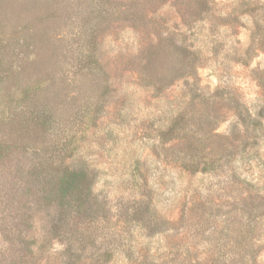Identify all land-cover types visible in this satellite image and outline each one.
Segmentation results:
<instances>
[{
	"label": "rangeland",
	"instance_id": "rangeland-1",
	"mask_svg": "<svg viewBox=\"0 0 264 264\" xmlns=\"http://www.w3.org/2000/svg\"><path fill=\"white\" fill-rule=\"evenodd\" d=\"M238 100L264 102V0H0V264H252L250 213L264 264Z\"/></svg>",
	"mask_w": 264,
	"mask_h": 264
},
{
	"label": "trees",
	"instance_id": "trees-1",
	"mask_svg": "<svg viewBox=\"0 0 264 264\" xmlns=\"http://www.w3.org/2000/svg\"><path fill=\"white\" fill-rule=\"evenodd\" d=\"M214 2L215 0H211V3H214ZM238 108H239V117L242 118L243 123H246V122L248 123V128L251 129V132L255 133L254 137H257L258 133L264 132V102L257 106V110L256 109L251 110L247 108V106L244 103L238 100ZM190 164L192 165L191 171L195 174L199 172L201 173L208 172L207 169H200V164L193 159L192 161H190ZM203 164L207 165L206 163H203ZM84 182H85V173L83 171H69L68 170L67 175H65V177H63V179L61 180L60 190H61L62 196L63 197L67 196L70 193H76L77 195H81L84 192H88L90 194L94 193V182L88 181L86 184ZM83 184L85 185L84 187L82 186ZM250 190L251 191L256 190L257 194L260 192H263L264 194V183L261 187L251 186ZM263 200H264V197H263ZM242 211H243V214L246 213L245 207L243 208ZM254 216H253V213H250L249 216L247 217L249 218L246 224L249 228V230L247 231V234L251 237L250 243L247 244V246L250 247V250H251L249 261L252 264H257L258 259L261 257L260 255H261L262 249L261 248L259 249L256 247H258L262 239L259 236L257 237L254 236L256 234V231H255L256 220L254 219L256 217ZM242 217L244 216L242 215ZM242 221H243V218L239 222L240 224L239 229H238L239 232L245 228V225L242 224Z\"/></svg>",
	"mask_w": 264,
	"mask_h": 264
}]
</instances>
